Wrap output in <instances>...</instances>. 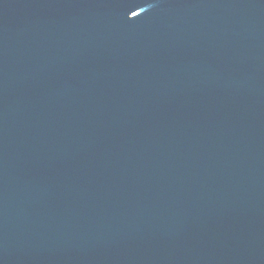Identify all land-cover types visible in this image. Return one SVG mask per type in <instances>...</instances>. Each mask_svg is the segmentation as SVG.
<instances>
[{
	"label": "water",
	"instance_id": "water-1",
	"mask_svg": "<svg viewBox=\"0 0 264 264\" xmlns=\"http://www.w3.org/2000/svg\"><path fill=\"white\" fill-rule=\"evenodd\" d=\"M0 264H264V0H0Z\"/></svg>",
	"mask_w": 264,
	"mask_h": 264
}]
</instances>
